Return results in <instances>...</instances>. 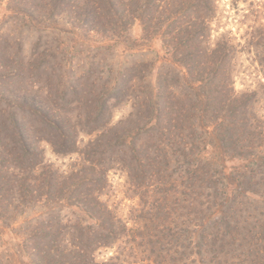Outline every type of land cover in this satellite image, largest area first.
<instances>
[{
    "label": "trees",
    "instance_id": "trees-1",
    "mask_svg": "<svg viewBox=\"0 0 264 264\" xmlns=\"http://www.w3.org/2000/svg\"><path fill=\"white\" fill-rule=\"evenodd\" d=\"M10 1L18 9L11 7L9 22L20 16L24 24L36 22L33 31L39 37L33 53L26 54L24 41L15 40L14 45L0 27V220L12 228L25 209L41 204L48 210L15 228L18 249L13 255L10 247L0 252V264L4 259L6 264H122L123 242L135 251L130 252L132 258L139 254L134 245L142 243L156 256V264H164L166 255H173L170 250L180 253L181 231L191 232L195 220L198 245H208L215 253L218 245L217 255L224 249L219 264L261 263L264 219L237 216L228 197L231 186L224 188L227 193L215 186L217 168L227 169L225 154L243 157L251 171L235 179L247 187L256 177L264 203V122L255 109L260 90L239 92L234 86L241 42L228 33L212 39L219 0ZM63 17L97 43L82 52L88 57L84 68L77 73L62 70L55 88H48L38 83L44 76L49 82L47 73L57 63L47 57L48 37L56 39L50 34ZM135 26L141 31L137 37L132 36ZM252 32L247 44L257 46L262 57L257 61L264 66V25L253 26ZM96 35L132 46V59L103 71L101 60L112 47ZM155 38L166 51V68L160 65L156 72L157 59L144 61L149 52L144 41ZM69 42L68 48L76 47ZM128 101L134 107L130 116L142 122V128H133L130 121L129 129L122 121L112 122L110 106ZM81 133L90 136L82 149ZM43 141L58 153H82L84 162L69 174L40 170ZM217 150L221 153L212 155ZM113 163L125 169L130 184L143 195L162 192L147 208L151 214L164 212L152 221L159 232L130 227L101 199ZM62 207L76 208L75 218L62 219ZM177 212L188 220L172 216ZM116 243L120 250L115 257L95 258L97 249ZM183 258L177 261H186Z\"/></svg>",
    "mask_w": 264,
    "mask_h": 264
},
{
    "label": "rangeland",
    "instance_id": "rangeland-1",
    "mask_svg": "<svg viewBox=\"0 0 264 264\" xmlns=\"http://www.w3.org/2000/svg\"><path fill=\"white\" fill-rule=\"evenodd\" d=\"M218 6L219 8L216 18L212 19V39L216 40L220 34L228 33L230 38L234 39L235 42H241L239 46H237V52L235 54L236 69L233 75L234 86L239 92L255 89L260 90L258 94L259 102L255 104V109L258 112V115H261L264 122V85L261 87V84H264V78L262 79L264 76V66L260 65L257 61L262 58L260 55H257V46L255 44L254 46L247 44V40L251 39L253 36V26H256L257 24L259 25L260 23L264 25V0H219ZM11 7L17 8L14 2L10 0H0V27H2L1 35H5L8 41H12L14 45L15 40L20 39L24 41L26 54H31L34 50L33 44L37 42L39 37V34L37 33L38 31H33L36 28V22L31 23L33 25L24 24L25 19L23 16L16 18L14 22H9V17L12 14ZM69 20L70 19L68 17L61 18L55 25L58 27V30H53L52 34H50V36L53 37L55 35L56 39L51 40V38L48 37V41L51 45L48 48L49 55L46 56L48 58L54 57L55 60L53 62L57 63L47 73L50 78L49 82L45 83V79L47 80V77L44 76L43 80L38 83L40 85L46 86V84H48V88H55L58 82V77L63 73L62 70L71 68L75 73H77L79 70L78 68H84L85 64L87 65L86 60L88 57L83 55V53L86 54V49L97 43L90 39V36L86 37L79 28H75ZM139 35H141L140 28L135 26L132 30V36L137 37ZM95 37L105 42L104 46L108 47L110 44L112 47L109 52L106 53L105 51L101 60L100 66L103 71L106 72L113 67H115L116 70L119 66L122 64L124 65L132 59L131 55L134 52L131 48L132 46L120 44V42L115 40L117 38H108L106 36L103 37L99 35H96ZM129 38L132 39L131 37ZM70 39H72L73 43L76 44V47L74 46L72 49L68 48L70 45ZM42 45H44V43H42ZM42 45L39 50L44 49ZM144 47H148L149 50L144 61L147 60V63L150 64L152 61V59H150L151 57L158 60L157 68L154 70L155 72L159 70L160 65H163L162 67L166 68V64L163 62L164 56H166V51L161 41L156 38L149 39L144 41ZM138 52L141 51L139 50ZM87 56H89V54H87ZM80 57H82V61H80ZM149 83L152 84V82ZM132 105L131 101L121 104L117 102L113 103L109 108V111L113 116L112 122L116 124L117 122L122 121L123 123H126L124 126L129 129L130 126L128 123L136 120V118L130 116L134 111V107ZM141 124L142 122L136 121L131 124V126L133 128H136L137 126L142 128ZM89 138L90 136L85 133L80 134L78 139L80 141L79 147L81 149L85 146V144H87ZM40 148L42 149L44 158L43 165L42 167L40 166V170L46 167L47 169L50 168L59 173L69 174L76 170L79 165L84 162L82 153H58L48 142L45 141L40 143ZM220 153L221 151L219 152V150H217L216 152H213L212 155L218 156ZM224 159L227 169L224 171L222 167L217 168V172H215L216 175L214 176L215 186L222 189L226 186H231L230 190H232V192L228 197L230 198L232 205H234V211L237 216L241 214L242 217H246L247 214H251L253 216L255 215L257 218L264 219V203L261 202V198L259 197L261 189L259 185L254 183L257 178H251L249 183H247L249 184L247 187L245 184L239 185L235 179L239 173L241 174L242 172L251 171L250 162L245 160L243 157L232 158V156L227 154H225ZM251 174L252 172L248 173V177H250ZM108 179L109 186L101 195V199L115 211V214L125 220L127 219L130 227L133 224H136L139 227V230L141 229L142 233H146L149 229L159 232L160 228L153 224L152 221H157L158 217H163L164 212H154V214H151L148 213L147 208L150 206L148 203H152L153 200L162 192H153L155 197H147L143 195L144 193L142 191H137L136 187L130 184L129 177L126 174L125 169L117 163H113L112 168L108 173ZM251 189L256 191L249 193L251 192ZM225 191L227 193V189L223 190L224 193ZM218 195H220V192ZM251 197H253L255 201L251 202L249 200ZM171 198L173 197L171 196ZM237 201L241 203H238ZM47 210L48 208L41 204L25 209V212L21 215V219H18L17 222L13 223L12 228H8L6 224L0 220V252H3L5 249H9L10 247L9 250H12V255L15 254L18 249V242H20V237L17 236L15 228L22 225L23 220H29L35 216L42 215L47 212ZM73 211H77L76 208L62 207L60 211L62 219L75 218ZM235 212L231 213L234 214ZM223 214V212H216L218 217H222ZM176 215H179L178 219L180 221L188 220L189 218L181 212H177L172 216ZM252 220L255 219L251 218L250 221ZM195 222L193 221L189 225L191 232L185 231L184 229L181 231V243H184V245H182L180 253L175 252L176 250H170V254H173L174 257L172 255L170 259V257L167 258L166 255V258L162 260L164 264H219L220 260L224 256L220 255L224 249H221L219 255H217L219 249L218 245L213 247L216 250V253L213 249L212 251L207 250L206 247H210L208 245L200 247L198 245L200 235L197 231L193 232L194 228L197 226L195 225ZM222 227L223 226H220V231H222ZM180 230L181 228L178 231ZM139 241L141 242V237H139ZM189 243H191V245L187 247V244ZM123 245L125 246V251L122 257L126 259L124 260L125 262H130V264H134L131 263L132 261L136 262L135 264H156V256L150 255V248L148 245L142 243L135 244L134 248L137 252H139V254L137 253V255H135V258L130 256V252L134 251L129 247L130 245H125L124 242L122 243V246ZM167 247L170 248V246ZM199 249H201L200 252ZM119 250L118 243H116L113 248L97 249L95 251V258L98 261L109 260L110 258L115 257ZM161 254L166 253L162 251ZM14 258H17V255H14ZM180 258L186 259V261L183 260L179 263L177 260ZM158 259L161 261L162 257H158ZM6 262L7 260L4 259L3 263L6 264ZM123 262L122 264H126ZM260 262L261 263L259 264H264V249L261 253Z\"/></svg>",
    "mask_w": 264,
    "mask_h": 264
}]
</instances>
